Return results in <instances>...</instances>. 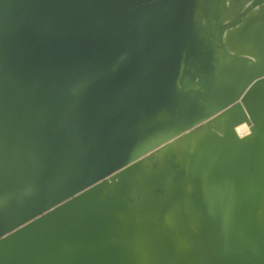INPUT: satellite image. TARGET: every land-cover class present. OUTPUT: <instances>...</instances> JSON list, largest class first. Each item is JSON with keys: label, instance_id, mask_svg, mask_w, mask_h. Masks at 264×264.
Masks as SVG:
<instances>
[{"label": "water", "instance_id": "95a60500", "mask_svg": "<svg viewBox=\"0 0 264 264\" xmlns=\"http://www.w3.org/2000/svg\"><path fill=\"white\" fill-rule=\"evenodd\" d=\"M198 7L0 0V264H264V0Z\"/></svg>", "mask_w": 264, "mask_h": 264}, {"label": "rangeland", "instance_id": "374dc122", "mask_svg": "<svg viewBox=\"0 0 264 264\" xmlns=\"http://www.w3.org/2000/svg\"><path fill=\"white\" fill-rule=\"evenodd\" d=\"M249 1L250 0H199L198 13H199V16L201 17V20L199 19V21L203 22V24H206V25H207V21H209L212 27L210 31H212V29L214 28V30L212 31L213 37L212 36L209 37V40H208L210 42L208 50L210 49V52L211 54H213V56H217V57L219 56V50L212 43L214 41V35H216V29L218 28V26L222 24L224 18L228 20V19H232L233 17L237 16L246 7ZM203 51H204L203 55L199 56L195 62L196 66L199 65L201 67L202 63H200L199 61L203 62L205 61L206 55L207 57L209 56V54H207L206 49H204ZM192 61H195L194 58H192ZM187 71H188V75L186 77L187 81L191 82V84L187 83L188 87L186 88V90L188 93H191L192 91L197 90L199 87L197 85L199 78L204 79L210 72L209 70L207 73H204L203 75L198 76L195 73V71L192 69H188ZM244 114L248 116L246 111H244ZM215 116L216 115L210 116L206 120L204 119L200 120L197 123L193 124L190 127V129L181 131L180 133H176L173 129L174 128L173 126H176L177 122L175 118L173 119L167 114L164 118H161V121L157 123L156 125L155 124L150 125L149 129H152V131L150 134L148 132L145 134V137H146L145 141L151 146L153 144V146L150 147V149L143 154L142 158L149 157V160L154 159L155 156H157V153L159 156L160 150L165 148L170 143H174V142H177L178 140H181L184 134L190 131H193V130H204L205 128H208L209 123L212 122ZM184 120H187L186 116L184 117ZM154 127L155 129H153ZM250 127H251V124H248L247 122H243L241 124L236 125L234 127V130L237 136L242 138V137L247 136L250 133ZM238 128L239 129L241 128V131ZM164 135L167 136L165 140H162L159 142L155 141L156 139H158V137L164 136ZM178 147L182 148L183 144L179 143ZM154 161L155 160L150 161L149 164L152 165Z\"/></svg>", "mask_w": 264, "mask_h": 264}, {"label": "bare ground", "instance_id": "6f19581e", "mask_svg": "<svg viewBox=\"0 0 264 264\" xmlns=\"http://www.w3.org/2000/svg\"><path fill=\"white\" fill-rule=\"evenodd\" d=\"M240 127H242V126H240ZM239 129V128H238ZM243 129V128H242ZM240 131H241V128L239 129ZM245 130V129H244ZM244 130H242V131H244ZM238 133H240V132H238ZM241 135V134H240Z\"/></svg>", "mask_w": 264, "mask_h": 264}]
</instances>
